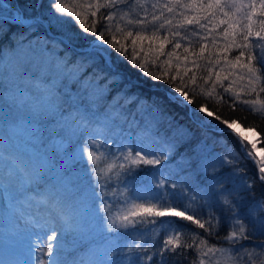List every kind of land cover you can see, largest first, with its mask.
<instances>
[{"label":"snow or ice","instance_id":"snow-or-ice-1","mask_svg":"<svg viewBox=\"0 0 264 264\" xmlns=\"http://www.w3.org/2000/svg\"><path fill=\"white\" fill-rule=\"evenodd\" d=\"M50 6L54 11L47 17L15 13L16 26L24 31L13 33L15 39L8 45L7 53L0 46V139L5 145L0 151L4 165L0 194L5 207L15 216L13 236L27 240L34 230L45 233L27 245L29 259H0V264H166L170 256L188 259L189 250L194 253L190 264H264V241L251 246L244 243L264 233V197L246 212L243 206L246 198L241 191L254 196V182L241 176L244 170L240 168H233L223 178L216 175L220 167L235 163L229 156L215 161L205 157L198 164L205 174L202 195H191L185 205L173 200L167 189L175 191L178 185L169 183L163 169L174 145L153 147L160 144L159 137L142 128L135 113L125 111L126 105L137 100L136 112L148 111L145 105L151 103L155 113L160 110L157 98H141L138 91L133 92L138 85L124 76L108 51L111 48L127 58L128 45L122 39L132 38L130 66L154 83L169 84L170 103L191 105L193 98L185 90L187 82L183 77L179 85L175 83L177 76L165 80L166 73L149 71L145 63L137 62L135 55V46L145 40H159L161 52L167 44L174 42V49H180L184 42V60L193 57L185 76L193 69L203 68L207 77L201 78L207 83L212 80L213 67L223 59L212 89L201 94L215 99L221 72L225 67L238 68L236 78L246 81L243 90L256 98L242 99L239 92L232 91L231 83L228 87L221 84L224 93L232 97L230 106L235 109L240 103L252 113L264 115V100L259 98L264 93V0H97L93 17L105 8L110 11L100 19L113 21L119 14V20L126 22L128 27L115 28L121 39L115 34L106 38V31L111 32L108 24L100 31L95 24L84 27L79 14L68 12L60 0H51ZM137 8L143 10L142 16ZM65 16H71L81 31L94 39L78 47L76 34L64 30L69 23ZM40 27L45 29L43 38H30ZM52 29L59 35H47ZM218 37L222 40L219 49ZM193 38L199 44L198 52L194 48L190 51ZM210 45L216 50L215 60L211 50L205 56ZM53 51L64 55L54 59ZM73 52L77 53L75 60ZM232 52L237 54L229 59ZM88 68L92 71L84 75ZM231 75L232 71L223 79L228 80ZM101 80L105 81L102 85ZM189 80L196 83L195 72ZM112 84L122 87L109 98ZM159 103L163 104V100ZM194 112L206 114L207 119L199 117L202 124L215 120V131L236 138L240 151L256 167V180L264 185V148H257L264 141L241 136L235 130L243 127L238 120L224 119L205 105ZM244 130L257 135L253 127ZM20 136L26 138L24 154L9 151L8 145ZM255 152L259 153L258 158ZM229 178L231 187L226 186ZM139 179H148L160 195H138ZM82 182L91 188L90 195L83 194ZM184 195H188L187 191ZM198 200L203 206L200 214L191 210L192 202ZM33 207L48 209V216L29 212ZM163 217L179 218L201 232L187 229L176 220L154 219ZM158 224L167 231L159 247L144 241L142 235L123 246L109 235L127 234L138 225ZM225 226L226 233L218 236ZM151 231L155 233L154 241L159 233L155 227ZM185 232H190V242L183 239ZM209 237L224 243H211ZM66 239L73 249L82 245L84 254L69 258L63 247Z\"/></svg>","mask_w":264,"mask_h":264},{"label":"trees","instance_id":"trees-1","mask_svg":"<svg viewBox=\"0 0 264 264\" xmlns=\"http://www.w3.org/2000/svg\"><path fill=\"white\" fill-rule=\"evenodd\" d=\"M2 1L8 3L10 7L8 8L7 6H3ZM60 2L68 12L79 14L80 24H83L84 27L91 28L93 24H95L97 31H100L105 24L111 25V32L106 31L105 33L106 38L108 39H111L112 34H115L118 39H121V34L115 33V28L128 27L126 22L119 20V14L113 21L100 19L101 16L110 11L109 9L101 8L97 11L96 16L93 17L91 13L96 11L95 5L97 0H60ZM99 2L103 3L104 0H99ZM161 2H163V0H161ZM245 2L247 1L245 0ZM50 4L51 0H0V30H2L3 33L0 35V46H4L5 53H7L8 45H10L12 40L15 39L13 33L24 31L23 28H18L16 23H13L5 18V14L14 16V12L19 11L20 13H23L25 17H47L54 11ZM137 11L141 16L143 15L142 9L137 8ZM256 18L260 19L261 17L257 16ZM64 19L69 21L64 30L66 32L76 34L79 38L77 40L78 47L84 46L88 41L94 39V37L90 34L82 32L79 24H77L71 16H65ZM52 32L59 35L56 29H52ZM44 34L45 29L40 27L39 31H35L30 34V38L42 39ZM47 35L52 36L50 33H47ZM9 37L12 39L10 40ZM131 39L132 38L122 39V42L128 45L127 58L124 56H118V54H116L111 48L109 49V52L112 54V59L118 64L119 68L124 73V76L126 78H130L138 85V87L132 89L133 92L138 91L141 98H157V105L160 110L155 113L151 111V103L145 105V107L148 108V111L143 113L136 112L138 103L137 100H133L130 104L126 105L125 111L131 110L135 113L136 119L140 122L141 127L148 128L155 136L159 137L160 144L153 145V147H163L168 143L174 145L169 159L165 162L166 167L163 169L169 177V183L175 182L178 185V188L175 191L171 188L167 189L172 199L179 202L181 205H185L191 195L195 194L197 197L202 195L200 189L205 186L203 180L205 174L201 172L198 166L200 160L197 153L200 148L207 145L210 146L213 152L220 157L229 156L235 162L231 165L230 169H243L244 172H242V175L246 176L249 181L254 182V196L250 195L247 191H241V195L246 198L243 202L244 210L246 212L249 206L264 197V185H261L260 182L256 180L257 172L253 161L247 158L245 154L240 151V145L235 137L228 135L227 133L215 131L214 125L218 123L217 121L212 120L209 124H202L199 119L202 114L194 112V110L200 105H205L208 109L212 110L224 119L238 120L244 128L249 126L253 127L255 130L259 131L261 141H264V115L259 113L254 114L246 105L240 103H237L235 105V109H233V107L230 106V102L232 100L231 95L224 93V88L220 86L223 84L224 87H228L231 83L232 91L239 92L242 99L256 98L255 94L248 95L243 90L246 81H241L236 78V73L239 72V69L237 68L233 70L225 67V70L221 72V80L216 83V98L212 99L206 94L201 93H206L212 89L213 81H215V73L223 66V59H221L220 65H215L213 67L212 80L205 83V80L201 77L206 78L207 72H205L203 68L193 69V71L188 72L186 76L184 75L185 69L191 67L190 61L193 58L190 56L188 61L184 60V56L187 55V53L184 52V46H187L184 42H182V47L180 49H174V42L167 44L163 52L160 51L159 40L152 41L151 43L148 40H145L143 43L138 42L135 46V55L138 63H145L148 70L155 74L166 73L167 75H165V80L169 79L171 76H177V80L175 81L177 85L180 84V77H183L184 81L187 82V88L185 90L188 91L189 96L193 98V104L187 105L180 104L179 102L170 103L167 99V94L171 90V86L169 84L164 82L154 83L150 78L143 76L137 68L130 66L129 61L131 60L133 51ZM193 41L194 44L190 47V51L194 48V50L198 52L199 44L195 42V38H193ZM220 47H222V40L218 37L217 48L219 49ZM210 50L212 52V58L215 60L216 50H212L211 45L209 49L205 50V56L209 55ZM168 53L173 54L169 56ZM51 54L54 59L64 55L63 52H59V54H57L55 51ZM236 54V52L230 53L229 59H232ZM76 56L77 53L73 52L72 59L75 60ZM204 63H206V61H201V64ZM91 71L92 69L88 68L84 75H88ZM230 71L233 72V75L229 76L228 80H224L223 77L228 75ZM193 72L197 75L195 84H192L189 80V78L193 75ZM104 82V80H101L100 84L102 85ZM125 82H127V80ZM120 87H122V85H110L112 91L109 93V98L115 95V93L119 91ZM259 98L264 100V93H261ZM160 100H163V104L159 103ZM224 101H229V103H225ZM121 103L123 104L124 101L121 100ZM181 130H184L183 134H181ZM261 146L264 148V143H261ZM4 148L5 145L3 140L0 139V151H3ZM8 150L13 153L24 154L25 149L19 151L16 147L11 148L9 144ZM147 170L149 169H146V171ZM219 172L220 171L216 173L217 176L219 175ZM82 188L85 189L83 193L84 195H90L91 188L87 186L86 182H82ZM136 190L137 194L142 197H157L160 195V190L152 186L148 179H139L136 183ZM185 191L188 193L187 196L184 195ZM215 206L217 207V210H219V206ZM191 210L200 214L203 211L202 202L199 200L192 202ZM154 219H157L158 221L176 220L177 223L187 229L195 232H201V230L195 229L190 223L181 221L179 218L163 217ZM153 227H155L156 231L159 233V236L154 241L152 238L155 233L151 231ZM141 229L142 231H139ZM226 231V226L221 227L217 235L222 237ZM166 234L167 231L165 227L158 224L156 226L138 225L137 229H130L127 234L119 233L109 235H114L122 246L142 235L144 241L153 244L155 247H159L160 242ZM263 238L264 233H261L256 239L261 240ZM96 239L99 241L100 237H96ZM183 239L190 242V232H185ZM209 240L211 243L215 244L224 243L223 240H217L214 237H209ZM248 243H251V240ZM63 247L67 255L75 251H78L79 255H83L85 252L82 245H77L75 249H73L67 239L63 242ZM187 256L188 259H184L182 256L174 259L170 256L167 259L166 264H190L191 259L194 258L192 250L187 252Z\"/></svg>","mask_w":264,"mask_h":264},{"label":"rangeland","instance_id":"rangeland-1","mask_svg":"<svg viewBox=\"0 0 264 264\" xmlns=\"http://www.w3.org/2000/svg\"><path fill=\"white\" fill-rule=\"evenodd\" d=\"M247 1V0H246ZM3 6H7L8 8L10 5L4 1ZM20 13L19 11H16L14 13ZM6 18L13 19V16L9 14H5ZM110 49V48H109ZM108 49V51H109ZM59 54V52H57ZM201 116H204L206 119V114H202ZM241 136H247L250 140L251 139V133H240ZM257 141H261V137L258 135ZM26 146V138L24 136H20L17 138V140L13 143L10 144L11 148L16 147L19 151L22 149H25ZM257 148H263L261 146V143H258ZM198 158L199 160L207 157L209 160H218L219 155H217L215 152H213L212 148L210 146H204L203 148H200L198 150ZM254 155L259 156L258 152H255ZM222 163V161H221ZM231 165H224L220 167L219 169V177H225L227 174H229L232 170L230 169ZM3 162L0 161V178L3 176ZM223 170V171H222ZM222 171V172H221ZM241 176L242 173H241ZM240 177H237V183H239ZM226 186L231 187V179L229 178L228 183ZM29 212H32L34 214H38L42 217L48 216L49 210L45 208H30L28 209ZM249 220L251 219L250 217H247ZM15 216L5 207L4 200H3V194H0V259L7 260V261H13V260H27L29 259V256L27 254L28 248L27 245L31 243L32 240H35L37 235H45V233H38L37 231H33L32 235L30 238L27 240L21 239L19 236H13L11 234V229L13 228L15 224ZM5 241V242H4ZM250 241V240H249ZM249 241H244L245 244L251 246L253 244H259L261 241H264V238L259 240H251V243H248ZM10 244V245H9ZM73 255H79L78 251H75L73 253H70L68 255L69 258H72ZM44 259H47V257H44ZM257 264H261L260 261H257Z\"/></svg>","mask_w":264,"mask_h":264},{"label":"bare ground","instance_id":"bare-ground-1","mask_svg":"<svg viewBox=\"0 0 264 264\" xmlns=\"http://www.w3.org/2000/svg\"><path fill=\"white\" fill-rule=\"evenodd\" d=\"M40 2H41V1H40ZM57 35H58V34H57ZM244 129H245L244 127H236V128H235L236 132H238V133H242V134H243V133H248V131H245ZM249 133H251V139L257 140L258 135L261 137L259 131H257V130H256L257 135H255V136L253 135L252 132H249Z\"/></svg>","mask_w":264,"mask_h":264},{"label":"water","instance_id":"water-1","mask_svg":"<svg viewBox=\"0 0 264 264\" xmlns=\"http://www.w3.org/2000/svg\"><path fill=\"white\" fill-rule=\"evenodd\" d=\"M10 20H11V22L16 23L15 20H12V19H10ZM48 33H50L52 36H57V34L53 33L52 30Z\"/></svg>","mask_w":264,"mask_h":264}]
</instances>
